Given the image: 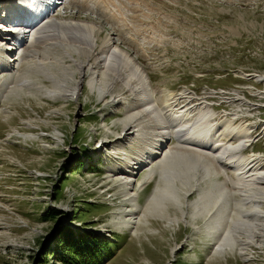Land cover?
Here are the masks:
<instances>
[{
	"label": "rangeland",
	"instance_id": "rangeland-1",
	"mask_svg": "<svg viewBox=\"0 0 264 264\" xmlns=\"http://www.w3.org/2000/svg\"><path fill=\"white\" fill-rule=\"evenodd\" d=\"M20 1L0 0V30L14 21L11 15L19 10ZM49 2L48 16L53 21L84 24L92 32L88 41L79 42L65 35V30L43 32L32 48L29 42L33 34L29 33L22 50L30 47L31 53H11L10 49L11 67H0V264H61L58 259L44 261L40 256L46 250L42 243L52 238L58 220L70 227L66 233L70 240L82 233L85 225L100 237L117 238L119 250L103 264H264L263 217L251 229L256 232L255 239H247L249 234L241 236L245 241L242 250L237 246L231 252L228 245L223 251L217 250L221 241L208 235L215 224L207 225L208 217L192 215L190 203L199 199L205 187L201 182L198 192L191 182L186 192L192 193L188 199L184 197L183 202H187L181 209L167 205L169 220L161 219V210L146 212L149 197L162 183L157 172L147 186L144 179L169 151H179L177 142L163 143L162 154L146 170H141L140 164L133 165L144 153L143 141L137 135L144 137L149 131L141 125L127 132L128 122L142 114V108L136 107L138 98L122 80L117 89L111 79H106L102 68L107 64L92 69L100 58L99 50L109 44L112 51L125 53L147 73L146 81L157 91L155 97L162 94L160 91L174 93L190 88L203 101L209 96L202 94L207 88L255 86L253 95L257 98L249 97V106L243 101L247 107L241 103L236 107L248 110L249 117L254 115L248 120L259 137L252 148L264 153V130L260 128L264 119L257 118L264 117V94L257 92L262 84L253 77H264V0H46ZM21 19L20 26L28 25ZM80 47L95 61L77 55L75 48ZM110 69L109 75L117 77ZM90 79L97 83L94 88L88 84ZM74 88L73 98L68 94ZM133 130L137 131L132 137L118 142ZM150 133L149 149L158 141L153 137L155 129ZM252 148L244 150V155L248 156ZM115 152L122 158L116 159ZM216 175L207 182L209 195L230 192L224 204L228 202L234 209L238 195L231 193L229 183L225 184L227 190L218 193L222 186L216 182L224 178ZM228 176L234 178L231 172ZM126 177L134 183L126 186ZM125 189L136 194L132 204L123 193ZM86 202L99 208L92 207L89 212L91 206L82 205ZM50 209H57L59 218H50ZM258 212L264 215V203ZM47 213L49 218L44 219ZM78 213L87 224L78 220ZM226 214L222 216L225 221ZM229 218L225 232L235 218L233 211ZM124 221L128 222L122 227L114 224Z\"/></svg>",
	"mask_w": 264,
	"mask_h": 264
},
{
	"label": "bare ground",
	"instance_id": "bare-ground-1",
	"mask_svg": "<svg viewBox=\"0 0 264 264\" xmlns=\"http://www.w3.org/2000/svg\"><path fill=\"white\" fill-rule=\"evenodd\" d=\"M25 2L29 8L31 7V13L33 15V18L31 19V25L20 26V23L23 19H19L16 23H14L16 26L14 28L16 29H11L10 27L4 28V31H11L12 34L17 37L16 39H13L12 37L11 40L13 43L9 45L10 48H6L5 51L13 49V45L15 44H18V47H16L15 51L22 50L21 43L29 36L27 33L30 32H33L34 34V37L31 38V41H28L30 43V47L33 46V43L39 41L37 38H39L38 36L42 35L43 32H53L57 30H65V35L68 34L70 38L72 37L75 40H78V42L79 40H89L92 32L91 27L85 26L84 24H66L62 23L63 21L60 22V20L58 22L53 21L51 17L48 16V13L46 14L47 6H45L44 0H21L22 5L26 4ZM41 10L44 12L41 13ZM17 17L19 18V15H17ZM22 17L25 20V24H27V19L29 20V17L26 16L25 18L24 14ZM21 35L23 37L20 41L18 38H20ZM30 47L25 49L23 48L22 52H29ZM81 47L75 48L78 51H76V54L78 53L77 55L83 54L86 57L88 56L90 57L89 59L94 62L95 59H93V56H89L88 50L86 51ZM99 51L100 56L103 55V57H101V60L95 62V66L92 69H97L101 63L102 65L107 64L106 68H102L100 66L103 69L102 72L106 76V79L107 77L111 79L117 85V89H119L118 87L121 88V85H119L121 80L128 86H131V88L134 89V96L138 98L136 107L140 106L142 108L141 111L144 113L135 121H127V125H129L127 132L131 130L132 127V129H135L137 126L141 127V125H146L147 129L149 130L146 131L148 133L145 134L144 137H142L140 134L137 135L142 139L141 141H143V144H141V150H144V153L141 156L139 155L140 157H138V162L133 165L138 166L140 164V169L146 170L147 165L152 163L153 160H156L162 154L161 150L163 143L165 144L167 141L173 139L177 142L176 147L179 151H175L174 149L169 151L168 154L163 156V159L158 164L159 167L156 168V170H151L150 173L147 174L146 179H144L146 180L147 184L150 182L154 173L157 172L159 175L158 179H160V183H162L161 187L159 184L156 185L153 194L151 197H149L148 202L145 205L146 212L149 214L154 210H161L163 211L161 213V219L164 218L169 220L168 218L170 216L168 214L167 205L172 203L181 209L182 203L184 204L187 202H183L184 197L188 199L192 193V191L186 192V189L191 187V182H195L194 185L196 186H194V190L196 189L195 191L197 192L198 188L200 187L198 182H201V184L203 183L205 187H202L201 190L203 192L198 196L199 202L197 200L193 203H190V206L193 210V217L200 216L203 219L208 217L210 221H208L207 225L215 224V227L211 228V233H208V235L212 236L216 242L221 241L217 247L218 251H223L227 245L229 246L231 252H233L237 246L238 250H242L245 241L243 242L240 239L242 238L241 236H246V234H249L247 239H255L254 236L256 232L253 233L251 229L255 228V226L257 227L259 218L263 217L264 219V215H260L258 212L260 204L264 203V160L250 155L245 156L242 153L246 145H249L250 142L253 143V138L250 136L252 131L248 126L249 124H244L243 121L236 123L230 119L215 121L214 117L216 113L214 110L212 111L211 109H208L205 104H191L189 101L184 102L188 97L173 96L172 92L163 93L160 91L162 94H159L157 97H155L153 88L146 84V79L148 80V78L144 70H141L132 60L129 59V57H126L125 53L117 52V49L116 51H112L109 44H105ZM6 58L8 60H0V64H2L0 67L5 68V70L11 67L10 61L13 62V59L9 58L7 54ZM107 68H111L114 74L117 72V77H114L113 74H111L112 76L109 75L110 73L108 72L110 71ZM93 72L95 73L96 71ZM253 77L256 82L261 83L264 86L263 76L253 75ZM94 82V79H90L88 84L94 88L95 84H97H94ZM75 91L76 89L74 88L68 95L70 97H74L76 94ZM137 113L138 112H136V114ZM143 119H145V122ZM133 122H136L135 125H132ZM153 125L155 131L157 132L156 136L153 137L157 138L158 141L154 143L155 147L152 146V148L149 149L147 147L148 145L146 146V144H148L149 141L148 137L152 135L150 130H154L153 128H149H151ZM136 131L137 130H133V133L129 134L126 132L123 138L118 142L122 143L123 140H127L126 137L130 135L132 137ZM190 156H193V159L195 160L193 161L192 158L190 159ZM194 162H196V164ZM214 168L215 170L212 173L209 172L210 169ZM228 172H231L234 178H232V176H228ZM131 174H133V172ZM216 174H221L224 178V181L216 182L219 187L222 186L218 193H222L227 190L228 187L225 184L229 183L231 184V193L238 195L239 200L234 202V209L230 207L228 202L224 204V199L232 195L230 192L228 194H216L215 196L209 195V187L207 186V182H210L212 177L217 176ZM123 183H125L126 186L130 185H127V182ZM123 193H126V189ZM126 194L129 196L127 199L129 204H132L136 194ZM226 211L227 214L225 217L227 220H230L229 213L232 211L235 218L231 219V224L225 232L224 227L227 225V220L225 221L224 217L222 216ZM182 215H184V213H182ZM127 222L128 221L115 222L114 224H116L118 227H122V225L125 226ZM175 222L177 223V219ZM260 228L262 229L263 227ZM259 230L260 229H258V231ZM219 233L221 234L218 237L217 235ZM221 236L222 238H220Z\"/></svg>",
	"mask_w": 264,
	"mask_h": 264
},
{
	"label": "trees",
	"instance_id": "trees-1",
	"mask_svg": "<svg viewBox=\"0 0 264 264\" xmlns=\"http://www.w3.org/2000/svg\"><path fill=\"white\" fill-rule=\"evenodd\" d=\"M79 166H81L80 163ZM79 166L77 167L80 168ZM82 205L83 207H85V205L91 206L89 212L92 211V207L96 210L99 208L94 207L92 204H87V202ZM48 213L49 217L52 219L59 218L61 214L57 209H50ZM48 213L46 216L44 215V219L48 217ZM77 217L78 220H83L79 213ZM83 221L85 222L82 224H87L86 220ZM55 225V230L51 236L54 235L50 238L54 241L51 242L49 239L45 241L46 243H42V247L45 245L44 248H46V254H44L45 251L40 253L44 261L55 258L58 259L61 264H103L107 261L110 262V260L115 257V252L119 250L118 245H116L117 238L115 239L114 236H112L110 240L107 238H100L95 233L89 232L86 225L82 227V233L77 234L73 240H70L66 236V233L71 231L70 227L63 225L59 220ZM77 232L78 230H76L75 233Z\"/></svg>",
	"mask_w": 264,
	"mask_h": 264
}]
</instances>
